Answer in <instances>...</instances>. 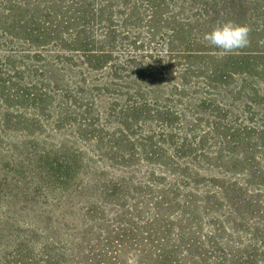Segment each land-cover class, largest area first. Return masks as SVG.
Masks as SVG:
<instances>
[{
	"label": "trees",
	"instance_id": "trees-1",
	"mask_svg": "<svg viewBox=\"0 0 264 264\" xmlns=\"http://www.w3.org/2000/svg\"><path fill=\"white\" fill-rule=\"evenodd\" d=\"M225 21L247 24L251 43L239 55L218 59L219 50L203 36ZM5 54L32 63L31 76L37 78L27 85L33 112L42 107V96L57 91L44 86L43 76L51 80L60 72L70 82V106L84 109L87 117L79 126L95 133L112 130L107 141L114 154H120V144H129L132 152L120 156L127 168L142 150L166 170L161 174L169 172L182 179L181 189L191 188L183 193L147 180L161 191L157 199L172 209L170 216L193 220L182 246L170 245L183 235L180 226L174 237L159 240L157 264H224L240 247L248 248L241 264H264V240L257 237L264 230V198L251 195L264 193V0H0V55ZM4 63L6 72H15ZM1 68L3 63L0 111L7 112L20 104L8 102L5 93L14 94L13 82L1 78ZM230 93L260 97L263 102L246 103L259 106L262 116L247 105L235 116L240 99ZM97 103L104 124L89 122L88 115L100 116ZM6 117L0 118L4 124ZM130 128H144L148 135ZM56 164L68 173L76 167L64 157ZM205 170L217 174L201 175ZM61 177L68 180L69 174ZM232 212L252 230L233 233L252 235L254 248L225 240L229 228L222 220ZM209 217L217 220L203 222ZM206 225L203 234L198 229Z\"/></svg>",
	"mask_w": 264,
	"mask_h": 264
},
{
	"label": "rangeland",
	"instance_id": "rangeland-1",
	"mask_svg": "<svg viewBox=\"0 0 264 264\" xmlns=\"http://www.w3.org/2000/svg\"><path fill=\"white\" fill-rule=\"evenodd\" d=\"M4 62L10 63L15 72H6L9 65ZM0 63L5 73L1 78L11 79L15 91L5 93L8 102L20 104L18 109L0 111V118L6 114L9 120L5 124L0 121V264H157L160 239L174 237L180 226L183 235L170 245L182 246L186 242V227L193 220L170 216L172 209L157 199L161 191L147 181L177 186L183 193L192 192L190 187L180 188L182 179L171 177L169 172L161 174L166 170L160 169V163L147 159L142 150H133L136 156L129 161L131 169L127 168L120 156L132 152L129 144H120V154H114L107 141L112 130L95 133L79 126L87 117L81 115L84 109L70 106L73 93L67 90L70 82L62 80L64 74H54L51 80L48 75L43 76L44 86L57 91L42 96V107L33 112L28 99L32 88L27 82L37 77L31 76V61L5 54L0 55ZM254 89L258 91L256 86ZM17 93L21 96L15 97ZM230 94L240 99V104L237 102L240 110L232 112L235 116L240 118L245 105L262 116L257 112L259 106L246 103L263 102L260 97L252 94L247 99L242 94ZM98 109L100 116L98 111L88 115L89 122L104 124L106 117L99 104ZM245 125L258 126V122L246 121ZM141 130L144 136L148 135L144 128L129 129L130 132ZM93 134L100 139L94 142ZM59 157L75 162L72 172L57 168ZM238 172L242 173L243 169ZM66 174L68 180L61 177ZM200 174L208 177L217 173L205 170ZM112 182L122 183V187H115ZM251 195L264 198V193ZM241 196L247 197L245 193ZM201 213L199 210L200 217ZM216 220L209 217L203 222ZM222 221L229 228L223 234L225 240L254 248L249 242L252 235L233 233L234 228L252 232L246 223L236 220L234 212L226 214ZM198 230L208 234L207 225ZM257 237L264 240V230ZM245 249L248 248L234 249L224 264H241L238 260Z\"/></svg>",
	"mask_w": 264,
	"mask_h": 264
},
{
	"label": "clouds",
	"instance_id": "clouds-1",
	"mask_svg": "<svg viewBox=\"0 0 264 264\" xmlns=\"http://www.w3.org/2000/svg\"><path fill=\"white\" fill-rule=\"evenodd\" d=\"M251 28L247 24L225 21L203 36L208 45L219 51L218 59L239 55L250 43Z\"/></svg>",
	"mask_w": 264,
	"mask_h": 264
}]
</instances>
